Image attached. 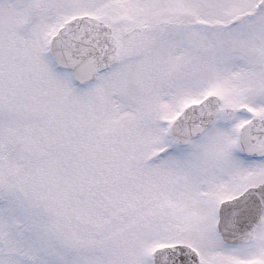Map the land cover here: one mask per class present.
I'll return each mask as SVG.
<instances>
[{"label":"snow or ice","instance_id":"snow-or-ice-1","mask_svg":"<svg viewBox=\"0 0 264 264\" xmlns=\"http://www.w3.org/2000/svg\"><path fill=\"white\" fill-rule=\"evenodd\" d=\"M0 264H264V0H0Z\"/></svg>","mask_w":264,"mask_h":264}]
</instances>
